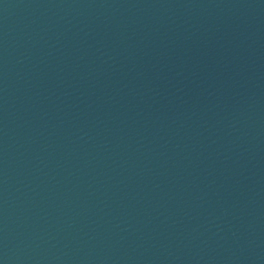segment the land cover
Instances as JSON below:
<instances>
[{
  "label": "water",
  "instance_id": "water-1",
  "mask_svg": "<svg viewBox=\"0 0 264 264\" xmlns=\"http://www.w3.org/2000/svg\"><path fill=\"white\" fill-rule=\"evenodd\" d=\"M0 264H264V0H0Z\"/></svg>",
  "mask_w": 264,
  "mask_h": 264
}]
</instances>
